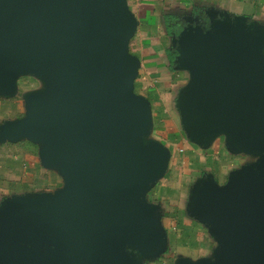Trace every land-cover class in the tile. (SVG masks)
<instances>
[{
	"label": "water",
	"instance_id": "1",
	"mask_svg": "<svg viewBox=\"0 0 264 264\" xmlns=\"http://www.w3.org/2000/svg\"><path fill=\"white\" fill-rule=\"evenodd\" d=\"M139 26L128 0H0V99L22 77L43 84L24 95L23 117L0 123V144H36L63 180L0 202V264H145L167 252L163 208L147 196L173 152L152 137V104L135 89ZM173 48L189 76L175 100L188 143L223 138L228 153L256 158L224 184L197 179L185 212L217 245L174 264H264V25L189 22Z\"/></svg>",
	"mask_w": 264,
	"mask_h": 264
},
{
	"label": "crops",
	"instance_id": "2",
	"mask_svg": "<svg viewBox=\"0 0 264 264\" xmlns=\"http://www.w3.org/2000/svg\"><path fill=\"white\" fill-rule=\"evenodd\" d=\"M128 1L131 10L140 21L139 30L130 44L131 52L138 56L141 61V69L135 89L138 94L150 100L153 115L154 112H157V115L161 118L167 115L168 109H171L170 107L175 110L177 95L189 80L188 78L183 79V76L187 75V73L177 70L173 62L175 57L173 35L180 32L183 25L194 21L209 23L211 19H216L221 14L245 16L260 25H264V0ZM3 100L6 99L3 98ZM5 112L13 115L4 118L0 123L18 118L15 113L19 112L17 108L13 109V107L0 105V116L4 115ZM181 133H183L182 130ZM174 135L176 136V134ZM185 142L189 145L188 152L193 154L197 151L205 153L212 149L215 143H217L219 149L222 147L226 149L223 138L216 140L214 145L208 150L192 146L186 138ZM170 171L171 164L166 177L156 184L147 196L150 202L159 204L163 208V224L168 233H170V230L166 226L165 219L166 217H173V215L167 212L165 200L170 199L172 196L174 197L181 188V185L178 187L171 182L167 185L164 184L168 180L170 181ZM54 173L58 174L54 170L42 167L39 160V147L36 144L29 141L0 144V202L13 195L56 190L50 188L52 174ZM197 179L188 188L184 208ZM154 190L156 195L153 193ZM164 190L165 192L163 193ZM168 196L171 197L168 198ZM184 218L194 222L187 216L186 212H184ZM208 236L209 242L214 243L209 234ZM169 240H171L170 235ZM201 246L206 247L204 243ZM212 250L213 247L210 249V253H206L202 257L210 256Z\"/></svg>",
	"mask_w": 264,
	"mask_h": 264
},
{
	"label": "rangeland",
	"instance_id": "3",
	"mask_svg": "<svg viewBox=\"0 0 264 264\" xmlns=\"http://www.w3.org/2000/svg\"><path fill=\"white\" fill-rule=\"evenodd\" d=\"M187 78L189 79L188 74L183 76V79ZM42 88L43 84L39 79L31 76L22 77L19 81L18 95L11 99H0V105L17 108L19 112L15 113L18 118H21L24 115V95L28 92L42 90ZM170 108L163 118L154 112L155 123L152 137L162 141L173 152L169 173L170 181L168 180L164 184L167 185L171 182L178 187L181 185V188L174 197L168 196L171 198L165 200L167 212L173 215V217L165 219L171 239L168 250L162 258L145 262V264H174L176 259L181 256L197 260L204 254L210 253V249L216 247L217 244L214 241V243L209 242L207 230L202 225L184 218V202L187 198L188 188L197 178L207 172H211L223 184L231 172L240 169L247 162L256 160L250 156L232 155L223 147L219 149L217 143L205 153L199 151L194 154L189 153V145L185 142L184 133H181L179 115L172 107ZM12 115V113L5 112L0 116V122ZM52 176L50 188L53 190L62 187V178L55 173ZM159 190L161 191V189ZM153 193L156 195L155 190ZM203 243L206 247L201 246Z\"/></svg>",
	"mask_w": 264,
	"mask_h": 264
}]
</instances>
